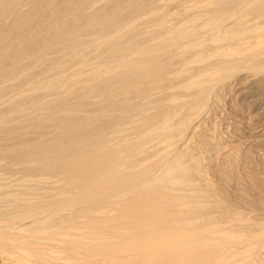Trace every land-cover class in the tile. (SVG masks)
Segmentation results:
<instances>
[{
	"label": "bare ground",
	"instance_id": "obj_1",
	"mask_svg": "<svg viewBox=\"0 0 264 264\" xmlns=\"http://www.w3.org/2000/svg\"><path fill=\"white\" fill-rule=\"evenodd\" d=\"M241 140L264 148V0H0V264H264Z\"/></svg>",
	"mask_w": 264,
	"mask_h": 264
},
{
	"label": "rangeland",
	"instance_id": "obj_2",
	"mask_svg": "<svg viewBox=\"0 0 264 264\" xmlns=\"http://www.w3.org/2000/svg\"><path fill=\"white\" fill-rule=\"evenodd\" d=\"M228 100H229V98H227ZM228 100H225L224 101V106L228 103L227 101ZM226 103V104H225ZM223 110H226V109H223ZM227 111V110H226ZM226 111L224 112V111H222V114L225 116V117H227V115H226ZM207 119H209V120H207ZM241 120V122H242V124H245L247 121H246V119H240ZM206 121H207V126H208V128H211L212 127V125L210 124V122H211V120H210V117H207L206 118ZM224 125H221V126H217V134H218V132L221 130H223L224 129ZM199 129H201V128H198V129H196V133L197 132H199ZM230 144V143H229ZM235 145H237V143H232V144H230V146L228 147V149L231 147V146H235ZM240 145L242 146L241 148H245L246 149V147H247V149H250V151L252 150L253 151V153L254 152H258L259 153V150L261 151V149L262 150H264V148L263 147H260V146H258V147H250L251 145H249V144H247L246 142H245V144H244V142H242V140L240 141ZM246 146V147H245ZM250 147V148H249ZM227 150V149H226ZM225 151V150H224ZM255 153V155H258V154H256ZM261 153V152H260ZM209 156H204V161H203V163H204V166H205V173H206V177L211 181V183H212V185H213V187H214V189L216 190V191H218V192H220L219 193V195L221 196V197H224V199L226 200V201H229L232 197H234V195L235 194H237V191L235 190L236 188H234L235 186H234V184L231 182V179L230 180H227L224 184H222L221 182H220V179H221V176L218 174V173H215V171H213L212 170V167L214 166V165H218V163H222V161L223 162H225V161H227V156H226V158L223 160V157H225L222 153H219V155H217V156H213V154H211L212 156H210V154H208ZM215 155V154H214ZM231 157H233V156H231ZM236 157V158H235ZM251 159H252V162L253 163H257V162H260L263 158V156L261 157V156H249ZM206 158V159H205ZM234 158V162H236L237 163V166H236V171H234V172H236V173H234L235 175H236V177L237 178H239V185H241L240 187H239V190L242 192L243 191V189H244V191L243 192H245L246 193V191H247V188H248V183H249V181H246V183H245V181H244V179L245 178H247V176L244 178V176H245V174H247L249 171H248V168H252L251 166H249L248 168H245V166H243L244 165V163H243V161L241 160V159H243L242 158V156H234L233 157ZM254 158V159H253ZM262 158V159H261ZM236 159V160H235ZM240 159V160H239ZM260 159V160H259ZM235 163V164H236ZM261 163H263L262 161H261ZM264 164V163H263ZM263 164H261V165H263ZM242 165V166H241ZM263 167V166H262ZM258 169V172H257V176L258 177H262V179H264V175H263V173H261L262 172V168H257ZM260 169V170H259ZM245 170V171H244ZM239 171V172H238ZM242 171V172H241ZM248 171V172H247ZM243 174H244V176H243ZM259 174V175H258ZM261 174H262V176H261ZM242 176H243V178H242ZM231 177V176H230ZM242 180H241V179ZM240 180H241V183H240ZM245 180H248V179H245ZM248 182V183H247ZM247 184V185H246ZM244 187H246V188H244ZM240 188H242V189H240ZM249 191L251 192V189L249 190L248 189V191H247V193L244 195V197H247V199H250V195H251V198H252V196H255L256 194H257V192H255L254 191V194H252V192H251V194H249ZM241 194V193H240ZM249 194V195H248Z\"/></svg>",
	"mask_w": 264,
	"mask_h": 264
}]
</instances>
